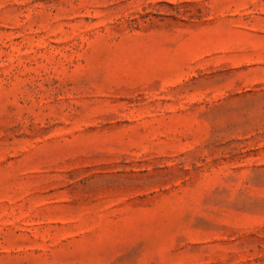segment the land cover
I'll use <instances>...</instances> for the list:
<instances>
[{"label": "rangeland", "instance_id": "rangeland-1", "mask_svg": "<svg viewBox=\"0 0 264 264\" xmlns=\"http://www.w3.org/2000/svg\"><path fill=\"white\" fill-rule=\"evenodd\" d=\"M0 264H264V0H0Z\"/></svg>", "mask_w": 264, "mask_h": 264}]
</instances>
